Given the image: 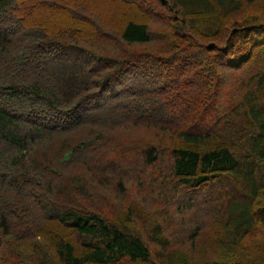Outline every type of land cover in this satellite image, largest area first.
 <instances>
[{
    "label": "trees",
    "instance_id": "16d2710c",
    "mask_svg": "<svg viewBox=\"0 0 264 264\" xmlns=\"http://www.w3.org/2000/svg\"><path fill=\"white\" fill-rule=\"evenodd\" d=\"M134 1L0 0V264H264V0Z\"/></svg>",
    "mask_w": 264,
    "mask_h": 264
},
{
    "label": "rangeland",
    "instance_id": "374dc122",
    "mask_svg": "<svg viewBox=\"0 0 264 264\" xmlns=\"http://www.w3.org/2000/svg\"><path fill=\"white\" fill-rule=\"evenodd\" d=\"M90 1V0H87ZM92 1V6H95L96 8H101L97 9L99 12H101L107 23L111 25H118L121 20L125 19H131V18H141L143 15H147L146 10L139 4H137L134 0H91ZM141 2H144V0H140ZM157 9L159 10L160 14L165 13V15H169V12L165 11V8L162 6H158ZM257 9H262V8H257ZM164 27H162L156 20L150 22V29L152 31H161ZM251 67V66H250ZM234 79L229 77L228 80L226 79V84L228 87V95L231 97H234L235 99L238 98L236 95L237 89L231 90L229 85H232V81ZM228 83H230L228 85ZM226 89V86H225ZM223 92V95H221L222 99V110L227 109L224 105L223 100H225L226 95ZM113 130H117V141H120L123 143L127 144H134L137 143L138 141H141L142 143H148V142H159V136L161 135L160 131L158 128L149 125L147 123L143 124H138L135 125L132 122H126L123 123V125H117L113 128ZM62 134L61 136H63ZM58 136V135H57ZM76 137V136H75ZM72 139V137H71ZM117 151L115 149L110 150V156L114 157L116 156ZM89 159V156L86 158ZM89 164L85 162H81L79 160L77 163H73L69 165V168L66 170L67 174L69 173H77L79 174H90L89 171ZM131 184V183H130ZM115 184V182L112 184L111 187H108L107 190L109 191L110 197L113 201V204L115 203L114 201V194L120 195V202L124 205H129L132 204L135 208L141 209V213L143 212L142 207H140L137 203V188H127L129 192L126 193V198L122 196L121 190H119ZM206 191V188H205ZM205 194L208 196V191L205 192ZM128 198V199H127ZM211 199V197H208ZM153 206H157V203L151 201ZM199 219V217H198ZM211 233V228L205 233V236L210 235ZM191 247V246H190Z\"/></svg>",
    "mask_w": 264,
    "mask_h": 264
}]
</instances>
